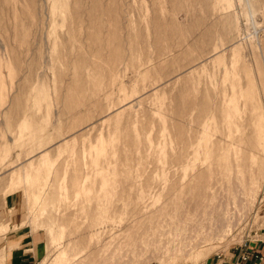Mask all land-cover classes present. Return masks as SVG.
<instances>
[{
    "label": "rangeland",
    "instance_id": "1",
    "mask_svg": "<svg viewBox=\"0 0 264 264\" xmlns=\"http://www.w3.org/2000/svg\"><path fill=\"white\" fill-rule=\"evenodd\" d=\"M263 209L264 0H0V238L206 264Z\"/></svg>",
    "mask_w": 264,
    "mask_h": 264
},
{
    "label": "crops",
    "instance_id": "2",
    "mask_svg": "<svg viewBox=\"0 0 264 264\" xmlns=\"http://www.w3.org/2000/svg\"><path fill=\"white\" fill-rule=\"evenodd\" d=\"M14 226L11 224L10 232L0 238V264H37L42 256V241L27 226L15 230ZM253 244L251 249L264 256V246ZM237 255L219 257L206 264H235ZM250 264H256L255 260Z\"/></svg>",
    "mask_w": 264,
    "mask_h": 264
},
{
    "label": "built area",
    "instance_id": "3",
    "mask_svg": "<svg viewBox=\"0 0 264 264\" xmlns=\"http://www.w3.org/2000/svg\"><path fill=\"white\" fill-rule=\"evenodd\" d=\"M264 212V209H263ZM257 235V234H256ZM255 243L257 246H264V238H257L250 242V245ZM246 248H242L239 253L235 264H250L252 260H255L256 264H264V256L251 249L250 246L245 245ZM248 246V247H247Z\"/></svg>",
    "mask_w": 264,
    "mask_h": 264
},
{
    "label": "bare ground",
    "instance_id": "4",
    "mask_svg": "<svg viewBox=\"0 0 264 264\" xmlns=\"http://www.w3.org/2000/svg\"><path fill=\"white\" fill-rule=\"evenodd\" d=\"M189 203H190V202H189ZM186 205H187V204H186ZM188 205H189V204H188ZM188 205H187V206H188ZM192 211H193V210H192Z\"/></svg>",
    "mask_w": 264,
    "mask_h": 264
}]
</instances>
